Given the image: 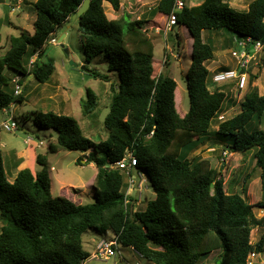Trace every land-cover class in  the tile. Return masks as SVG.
Segmentation results:
<instances>
[{
  "label": "trees",
  "instance_id": "obj_1",
  "mask_svg": "<svg viewBox=\"0 0 264 264\" xmlns=\"http://www.w3.org/2000/svg\"><path fill=\"white\" fill-rule=\"evenodd\" d=\"M106 1L114 10L121 9L122 0H91L77 21L86 60L101 56L109 70L118 73L104 120L108 136L97 141L88 137L72 115L53 111L27 115L40 128L58 132L57 141L48 144L50 152L88 151L86 161L97 167L95 201L78 204L55 196L47 169L33 173L24 168L11 181L0 149V264H83L91 255L84 248L89 229L99 235L112 230L119 243L134 247L155 264H197L215 251H220L219 264H247L250 251H264V231L255 245L250 239L255 227H264V216L258 217L257 205L242 194L226 191L222 172L208 158H191L190 153L212 134L226 142L229 152L253 151L264 191V94L251 92L241 101V111L217 121L218 129L207 135L229 92L227 87L210 86L206 63L214 57L215 47L204 36L227 28L235 42L252 38L264 48V0H252L245 10L229 0H204L177 13L178 26L186 25L193 38L187 73L191 105L184 115L177 110V81L167 73L155 74L154 38L145 28L146 20L130 13L110 19ZM173 1L159 0L155 16L167 18ZM83 2L37 0L34 33L22 29L11 38L7 52L2 54L0 47V113L25 100L23 91L15 93L14 77L6 68L20 77L21 85L28 74L47 82L56 70L54 63L36 58L29 66L24 57L28 55L31 63L37 53L41 56L47 41L67 26ZM159 29L163 31L164 25ZM93 75L112 80L109 74ZM87 92L84 115L92 114L99 102L96 92ZM129 149L137 157L136 168L146 171L156 192L144 210L134 211L126 204L125 172L113 167ZM38 162L44 164L40 155ZM258 206L264 208V200Z\"/></svg>",
  "mask_w": 264,
  "mask_h": 264
},
{
  "label": "rangeland",
  "instance_id": "obj_2",
  "mask_svg": "<svg viewBox=\"0 0 264 264\" xmlns=\"http://www.w3.org/2000/svg\"><path fill=\"white\" fill-rule=\"evenodd\" d=\"M37 0H25L19 8L9 13V20L6 17L7 11L0 4V47L1 53L8 51L12 37L20 35L23 28L34 31V21L36 19L35 2ZM124 5L116 11L110 2H106L105 9L108 17L114 19L124 14L130 13L134 19L143 18L146 20L145 28L154 38L155 46V65L156 76L161 72L172 76L178 83L176 89V105L180 115L186 114L191 105L190 95L188 92L187 73L192 63V43L193 39L186 25L176 26L165 37L163 31H157L162 27L166 18L159 14H154L159 0H136L137 4L131 6L129 0H123ZM135 1V0H134ZM200 0H188V4H198ZM233 7L245 10L248 1L229 0ZM67 33L63 40L64 46L60 43L52 44L47 41L43 54L36 58L45 62H53L56 70L47 82H39L33 74L23 76L22 87L25 100L14 105L15 119L19 127L14 131H7L0 128V149L6 154L12 147L26 149L27 152L34 154L43 151L41 141L56 142L58 132L55 129L40 128L28 114L37 112L53 111L56 113L68 114L76 117L85 135L99 140L106 138L108 131L105 127V117L110 111V102L113 94L112 83L118 80V73L110 71L107 60L101 56L95 57L92 61H87L83 50V40L79 29V22L72 23L70 27L58 28L54 37L59 40L62 34ZM206 37L212 40L215 47L214 57L208 61L212 70L229 69L233 67L232 50L236 48L234 33L224 28L222 30V39L215 32H206ZM68 49V51H66ZM169 55V57L167 56ZM34 58V56H33ZM35 58V59H36ZM32 59V58H31ZM29 56L24 57L25 64L32 66L29 62ZM73 61V63H71ZM85 66V68H83ZM5 72L11 78L15 77L13 71L6 68ZM93 72L100 75H110V79L105 80L102 77H96ZM249 81L246 88L240 90L237 86L234 89L227 87L229 97L223 102V110L220 114L229 119L241 111V101L253 91L264 94V48L259 51L256 58L249 63ZM14 79V78H13ZM14 85V84H13ZM213 88V85H210ZM88 89H92L99 97L98 106L92 114L84 115L83 102L88 98ZM233 98L232 107L228 102ZM10 119V114L0 113V124L3 120ZM218 118L215 119L210 131L218 129ZM264 129V118L261 124ZM43 139V140H41ZM217 140V141H216ZM38 144L40 146H38ZM209 145H213L209 147ZM215 148V150H214ZM223 149L228 152V146L221 144L215 135H208L197 148L191 153L190 157L201 156L208 158L212 167H216L222 172L225 181V189L229 193H240L245 196L246 200L256 204L254 212L258 217L264 216V208L258 206V202L264 200V191L261 184L260 169L257 167L253 151L246 154L236 152L234 154L223 153ZM46 152V151H45ZM86 152L82 150H64L54 153L50 162L55 169L51 171L52 192L55 196H67L70 200L80 204L92 203L95 201L94 175L97 167L94 163L87 162ZM48 155V154H47ZM49 156V155H48ZM80 158V161L78 159ZM223 158L228 163H223ZM48 161L41 164L43 169L49 170ZM138 169L133 170L134 178L137 184L142 179V200L135 203L133 210H144L148 201L156 197L149 175L144 170H140L141 177L138 176ZM132 197V196H131ZM2 223L0 222V230ZM264 227H255L251 232V243L255 245L260 237ZM116 235L112 230L105 235H99L94 229H89L84 234V248L92 254L98 241L104 238H113ZM123 256L125 259L112 258L109 260L94 259L91 255L83 264H155L146 258L138 255L133 247L122 245ZM220 251H215L197 264H219L217 261ZM261 258L264 259V251Z\"/></svg>",
  "mask_w": 264,
  "mask_h": 264
},
{
  "label": "built area",
  "instance_id": "obj_3",
  "mask_svg": "<svg viewBox=\"0 0 264 264\" xmlns=\"http://www.w3.org/2000/svg\"><path fill=\"white\" fill-rule=\"evenodd\" d=\"M188 6V0H174L173 8L169 15H167L163 32L165 37L167 34L178 25L177 22V13L183 11ZM161 30V29H159ZM52 44H58L59 41L56 37L50 38ZM263 49L261 42H255L252 38L248 39H237L236 48L232 50V57L236 59L237 66L235 68H229L217 71L212 75V82L216 85H226L236 81L238 89L242 90L246 88L249 81V63L252 59L256 58V55ZM35 59L31 60V64ZM15 93L17 95L21 94L23 87L20 83V77L16 76L13 79ZM15 103L11 104L9 107L3 109V112L10 114V119L3 120L0 124V128H3L7 131H14L19 127L17 120L15 119L14 112ZM220 120H224L225 116L223 114L219 115ZM42 143V142H41ZM224 154H229L227 150L224 151ZM138 164L137 157L132 150H127L125 156L120 160L115 162L113 167H118L125 172V184L123 192L125 194L126 204H132L133 207L137 201L142 200V193H139L142 188V179L137 184V180L134 178L133 170L136 169ZM141 177V173H137ZM132 196V197H131ZM134 251L143 257V255L133 248ZM91 257L94 259H104L109 260L112 258H121L125 259L123 256L122 244L119 243L118 238L114 235L113 238H102L98 241L95 251L91 254ZM139 264V262H137ZM247 264H264V260L260 259V253L254 249L250 251L247 257Z\"/></svg>",
  "mask_w": 264,
  "mask_h": 264
},
{
  "label": "crops",
  "instance_id": "obj_4",
  "mask_svg": "<svg viewBox=\"0 0 264 264\" xmlns=\"http://www.w3.org/2000/svg\"><path fill=\"white\" fill-rule=\"evenodd\" d=\"M25 0H3L2 2H0V4H2L4 7H5V9H6V11H7V14H6V17H7V19L9 20V13H11L12 12V10H15V9H17V8H19L21 5L23 6V4H21L22 2H24ZM204 0H200L199 2H198V4H201L202 2H203ZM240 1H246V0H240ZM248 1V5H247V8H248V6H249V4H250V2L252 1V0H247ZM107 2V1H106ZM106 2H104V3H106ZM129 2L131 3V6H135V4H137V1L135 0H129ZM230 2V1H229ZM198 4H191V5H189L188 4V6L189 7H192V6H195V5H198ZM231 4V3H230ZM124 5V1L122 0V6ZM232 5V4H231ZM104 6H105V4H104ZM246 8V9H247ZM118 18V17H117ZM115 19V18H114ZM77 21V20H76ZM75 21V22H76ZM176 28V26L174 27V29ZM186 28L188 29V27L186 26ZM23 29H25V28H23ZM173 29V30H174ZM28 30V29H27ZM189 30V29H188ZM34 31H35V28H34ZM34 31H32V30H29V32L31 33V34H33L34 33ZM157 31H159V27H158V29H157ZM190 32V31H189ZM217 35H219V37L222 39V33L221 32H215ZM206 32L204 33V36L206 37ZM66 35H67V33H66ZM190 35H191V33H190ZM191 37H192V35H191ZM208 40H209V37H206ZM193 39V38H192ZM193 44V43H192ZM37 57V54L34 56V58H32V59H35ZM235 61H233V67H236L237 66V61H236V59H234ZM207 64V67L210 69V71H211V68L209 67V65H208V62L206 63ZM219 68H222L221 66L220 67H218V69H215V70H212L211 71V78H212V75H213V73H215V72H217V71H220V69ZM227 68H231V66H227ZM222 70V69H221ZM213 86L214 87H217L218 85H216V84H214L213 83ZM219 86H223V87H230V89L232 88V89H234V86H237V83H236V81H233L232 83H228V84H226V85H219ZM214 87H213V89H214ZM232 104H233V98L228 102V106L229 107H232ZM61 113V112H60ZM41 140H43V139H41ZM217 141V140H216ZM42 143H40V145H41V148L43 149V151H42V153L41 152H39V153H36V154H34V153H32V152H27L26 151V149H18V148H16V147H12V148H10V150H8V152H7V154L4 152V151H2V154H3V158H4V162H5V167H6V171H7V173H8V176H9V179L11 180V181H13L14 179H15V177H16V175L18 174V172L20 171V170H22V169H24V168H29V169H31V171L33 172V173H37V172H39V171H41L42 169H43V167H42V165L38 162V155H40L41 157H42V159H43V161H48L49 160V162H48V164H49V170H48V172H49V174H50V176H51V171L52 170H54L55 169V167H54V165H52L51 164V162H50V158H51V160H52V157H53V154L54 153H57V152H59L60 150H58V151H56V152H50L49 151V149H48V144L49 143H47L46 141H41ZM218 142L219 143H221V144H224V143H226V142H223V141H221V140H219L218 139ZM39 144H38V146H40ZM213 145H209V147H212ZM214 150H215V148H214ZM224 150H226V149H223V153H224ZM46 151V152H45ZM234 153H236V152H230V154H234ZM49 156H48V155ZM87 154H88V151L86 152V156H87ZM243 154V153H242ZM87 159V158H86ZM255 162H256V160H255ZM91 163H94V162H91ZM223 163L225 164V163H228V161L227 160H225L224 158H223ZM95 164V163H94ZM260 169V168H259ZM260 173V172H259ZM96 174H97V171H96ZM96 174L94 175V180H95V177H96ZM51 180H52V176H51ZM93 180V181H94ZM141 181V180H140ZM227 191V190H226ZM228 192V191H227ZM65 196V195H64ZM67 197V196H66ZM260 259H262L261 258V254H260ZM262 260H264V259H262Z\"/></svg>",
  "mask_w": 264,
  "mask_h": 264
},
{
  "label": "water",
  "instance_id": "obj_5",
  "mask_svg": "<svg viewBox=\"0 0 264 264\" xmlns=\"http://www.w3.org/2000/svg\"><path fill=\"white\" fill-rule=\"evenodd\" d=\"M90 6H91V0H84L82 5L76 11V13L72 15L71 20L67 23V27H70L72 23H74L79 17H81L89 9ZM66 36H67L66 33L62 34V36L58 40L62 46H64L63 40L65 39ZM66 51H68V49H66ZM71 63H73V61ZM83 68H85V66Z\"/></svg>",
  "mask_w": 264,
  "mask_h": 264
},
{
  "label": "clouds",
  "instance_id": "obj_6",
  "mask_svg": "<svg viewBox=\"0 0 264 264\" xmlns=\"http://www.w3.org/2000/svg\"><path fill=\"white\" fill-rule=\"evenodd\" d=\"M178 26V25H177ZM37 55H38V53H37ZM220 120V119H219ZM225 120V119H224ZM225 151V150H224ZM229 153V152H228ZM138 172H140V171H138ZM123 245V244H122ZM134 248V247H133Z\"/></svg>",
  "mask_w": 264,
  "mask_h": 264
}]
</instances>
